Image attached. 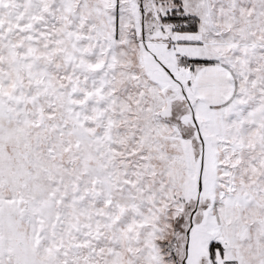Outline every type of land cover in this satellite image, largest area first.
Segmentation results:
<instances>
[{
  "label": "snow or ice",
  "instance_id": "obj_1",
  "mask_svg": "<svg viewBox=\"0 0 264 264\" xmlns=\"http://www.w3.org/2000/svg\"><path fill=\"white\" fill-rule=\"evenodd\" d=\"M0 264H264V0H0Z\"/></svg>",
  "mask_w": 264,
  "mask_h": 264
}]
</instances>
